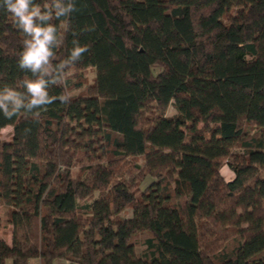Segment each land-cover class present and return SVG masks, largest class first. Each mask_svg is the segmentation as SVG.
I'll list each match as a JSON object with an SVG mask.
<instances>
[{
	"label": "trees",
	"instance_id": "16d2710c",
	"mask_svg": "<svg viewBox=\"0 0 264 264\" xmlns=\"http://www.w3.org/2000/svg\"><path fill=\"white\" fill-rule=\"evenodd\" d=\"M28 11L39 66L0 0V264H264V0Z\"/></svg>",
	"mask_w": 264,
	"mask_h": 264
},
{
	"label": "clouds",
	"instance_id": "9594fccd",
	"mask_svg": "<svg viewBox=\"0 0 264 264\" xmlns=\"http://www.w3.org/2000/svg\"><path fill=\"white\" fill-rule=\"evenodd\" d=\"M30 0H5L7 11L11 13L15 20L20 21V25L25 28L26 31L34 34L35 44L26 53L24 60L26 63L39 66L41 61L46 59L48 51L46 48L47 42L51 39L49 32L43 31L39 27L33 25L32 17L35 15V11L29 12L28 5ZM43 32V35H41ZM31 90L39 94L40 86L31 85Z\"/></svg>",
	"mask_w": 264,
	"mask_h": 264
},
{
	"label": "rangeland",
	"instance_id": "374dc122",
	"mask_svg": "<svg viewBox=\"0 0 264 264\" xmlns=\"http://www.w3.org/2000/svg\"><path fill=\"white\" fill-rule=\"evenodd\" d=\"M82 73V78L80 79L81 82L83 83V86H86V85H89L90 83H92L93 81V78H94V75H95V70L93 68H86L84 70H80ZM79 71H77L76 69L74 68H70L66 74V76H70L71 78H78V77H75L77 75ZM77 91H72L71 94H76ZM175 110L172 106H169L168 110H167V115H170L172 113H174ZM10 129L11 127L10 126H7L5 127L4 129L1 130V136L6 138V136L9 135L10 133ZM138 160V162L140 161L139 158H136ZM130 167V168H129ZM132 172V169H131V166L130 165H126L124 164V168L123 170L121 171V176L123 179H129L133 174H131ZM221 175L224 177L225 180H230L231 177H233V173L231 172V170L228 168L227 164H226V161L223 160L222 161V166H221ZM151 179L150 178H147L142 184H141V187H143L144 185H146L147 183H149ZM97 195V193L95 194V196ZM4 208L3 207H0V211H2ZM121 216L122 217H129L131 216V209H126L124 210V212L121 213ZM137 249H139V247H137ZM8 263H10L11 261L8 259L7 261Z\"/></svg>",
	"mask_w": 264,
	"mask_h": 264
},
{
	"label": "crops",
	"instance_id": "0c3cea01",
	"mask_svg": "<svg viewBox=\"0 0 264 264\" xmlns=\"http://www.w3.org/2000/svg\"><path fill=\"white\" fill-rule=\"evenodd\" d=\"M2 213H3V210L0 211V214H2ZM0 239L5 241L7 244L10 243V241H11V232H10L9 224H6V223H2L1 224V226H0ZM7 261H6V264H11V262L8 263ZM28 264H39V260L36 259V258L30 259ZM54 264H77V263H70V262L65 261V260H56L54 262Z\"/></svg>",
	"mask_w": 264,
	"mask_h": 264
}]
</instances>
